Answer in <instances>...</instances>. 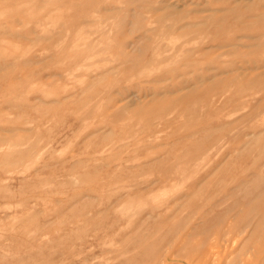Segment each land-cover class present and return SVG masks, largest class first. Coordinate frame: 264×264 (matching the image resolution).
I'll return each instance as SVG.
<instances>
[{"label":"rangeland","instance_id":"1","mask_svg":"<svg viewBox=\"0 0 264 264\" xmlns=\"http://www.w3.org/2000/svg\"><path fill=\"white\" fill-rule=\"evenodd\" d=\"M120 263L264 264V0H0V264Z\"/></svg>","mask_w":264,"mask_h":264},{"label":"bare ground","instance_id":"2","mask_svg":"<svg viewBox=\"0 0 264 264\" xmlns=\"http://www.w3.org/2000/svg\"><path fill=\"white\" fill-rule=\"evenodd\" d=\"M225 245H226V244H225ZM206 247L209 248L210 245H208V246H206ZM136 248H137V247H136ZM211 248H212V247H210V250H211ZM126 252H127V251H126ZM204 253H205V252H204ZM75 257H76V256H75ZM138 257H139V256H138ZM138 257L136 258V260L138 259ZM200 257H201V256H200ZM211 257H212V256H211ZM213 257H214V256H213ZM202 258L206 261V258H208V256H207L206 254H203V255H202ZM209 258H210V256H209ZM140 259H141V258H140ZM197 259H199V258H197ZM199 260H200V259H199ZM137 261H138V260H137ZM162 261H163V260H162ZM162 261H161V262H162ZM197 261H198V260H197ZM161 262H159V263H161ZM213 262H214V261H213ZM134 263H136V262H134ZM211 263H212V261H211ZM214 263H215V262H214ZM120 264H121V263H120ZM187 264H188V263H187ZM189 264H190V263H189Z\"/></svg>","mask_w":264,"mask_h":264}]
</instances>
